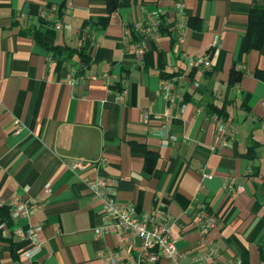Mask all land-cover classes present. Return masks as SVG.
Instances as JSON below:
<instances>
[{"label": "crops", "instance_id": "1", "mask_svg": "<svg viewBox=\"0 0 264 264\" xmlns=\"http://www.w3.org/2000/svg\"><path fill=\"white\" fill-rule=\"evenodd\" d=\"M177 2L188 21L182 42ZM252 8L0 0V208L13 198L39 205L29 218L9 209L10 226L0 216V264H21L28 243L13 229L31 226L43 242L33 264H264V43L244 50ZM152 15L160 25L137 60L133 28ZM202 55L212 69H190ZM234 70L241 77L231 84ZM173 75L182 99L171 108L160 84ZM80 160L86 169L71 170ZM98 177L116 180L117 201L137 216L162 211L179 263L149 262L127 230L99 235L109 220L88 186ZM201 208L217 217L214 228L203 227Z\"/></svg>", "mask_w": 264, "mask_h": 264}, {"label": "built area", "instance_id": "2", "mask_svg": "<svg viewBox=\"0 0 264 264\" xmlns=\"http://www.w3.org/2000/svg\"><path fill=\"white\" fill-rule=\"evenodd\" d=\"M176 9L179 12L176 29L179 35V41L184 40L185 32L188 29V21L183 14L184 4L182 2L176 3ZM42 20H46V14L41 16ZM160 25L159 15H152L146 23L138 22L134 25V31L139 36L138 41L132 46V52L137 60H142L146 53V41L154 39L156 30ZM55 28L62 29V25L56 22ZM128 35V31L126 32ZM188 67L190 69H201L203 71H210L212 63L208 55L197 56L189 59ZM87 78H95L94 76L80 77L69 79V83L74 84L84 81ZM107 78V75L105 76ZM181 77H173L171 79H163L160 84V91L164 97L169 101L170 107L174 108L177 105V100H181V93L177 84L181 83ZM15 129L18 133L21 130L20 121H15ZM220 129L226 127L225 123L219 122ZM261 127L264 131V122ZM234 137V130H232ZM88 163L85 161H74L69 163V167L73 171H81L86 169ZM203 179L211 176L204 173ZM88 186L92 196L102 202L103 212L109 220V224L104 228L98 230L99 235L108 234L111 231L121 232L129 231L132 235L139 237L142 240L143 252L145 257L151 263H155L161 258L169 259L179 263V253L174 244V238L171 225L167 222L166 217L162 211L158 210L144 216H137L130 206H123L117 201V182L114 179L106 177H98L88 181ZM230 189V186H227ZM234 193L243 191V187H237ZM14 218H29L34 209L38 208L37 201L31 200L29 202H21L19 198H13L9 205ZM198 219L205 229H212L217 224V217L205 208L198 211ZM14 238L28 243L24 250L21 264H33L34 256L43 248L41 240V227L31 226L27 230L20 227L13 229ZM110 264H118L116 256H112ZM191 264V263H186ZM207 264V263H204Z\"/></svg>", "mask_w": 264, "mask_h": 264}, {"label": "trees", "instance_id": "3", "mask_svg": "<svg viewBox=\"0 0 264 264\" xmlns=\"http://www.w3.org/2000/svg\"><path fill=\"white\" fill-rule=\"evenodd\" d=\"M118 0H108V7L110 11L116 8ZM264 43V0H253V8L249 14V27L245 36L244 50L260 49ZM53 51H56L53 49ZM85 57V55H84ZM86 58H84L85 60ZM176 75L170 76L169 79ZM241 77L240 72L233 71L231 84L239 81ZM221 110L216 109V114L223 116ZM0 216L8 223L10 221V210L6 207L0 208Z\"/></svg>", "mask_w": 264, "mask_h": 264}]
</instances>
